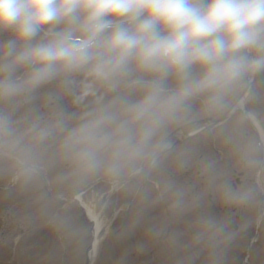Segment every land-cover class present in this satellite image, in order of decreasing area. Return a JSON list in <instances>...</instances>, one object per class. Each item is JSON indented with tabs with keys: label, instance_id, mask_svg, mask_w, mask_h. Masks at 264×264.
Returning <instances> with one entry per match:
<instances>
[{
	"label": "clouds",
	"instance_id": "9594fccd",
	"mask_svg": "<svg viewBox=\"0 0 264 264\" xmlns=\"http://www.w3.org/2000/svg\"><path fill=\"white\" fill-rule=\"evenodd\" d=\"M0 37V176L25 189L54 171L104 231L129 205V230L160 208L150 239L176 264H227L237 232L176 183L194 144L172 134L226 111L241 115L226 143L264 132V0H0ZM256 147L237 146L243 166ZM220 198L244 208L253 190Z\"/></svg>",
	"mask_w": 264,
	"mask_h": 264
},
{
	"label": "rangeland",
	"instance_id": "374dc122",
	"mask_svg": "<svg viewBox=\"0 0 264 264\" xmlns=\"http://www.w3.org/2000/svg\"><path fill=\"white\" fill-rule=\"evenodd\" d=\"M0 38H6V37H0ZM240 146L243 147L244 145L241 144ZM230 147H232V148H230ZM227 148H230V150H231L230 163L236 164L237 163V159L239 157L238 154H237L236 148L233 145L229 144V143L227 145ZM230 175H231V169H227L226 173L224 175L225 180H227L230 177ZM196 180H197V178H195V181ZM194 185H195V183H194ZM88 195H90V193H87L84 199H86V203L89 205L88 199H87ZM113 199H116V197H113ZM13 203L14 202H9V204H13ZM123 203H124V201H120V204H123ZM8 207H12V206H10V205H8V206H0V215L5 219V226H4V229H3V236H4L6 241H9V234L11 233L9 227H10L11 221L13 219L20 218L23 221H29L30 220L27 223L29 226L35 225V224H37L39 222L37 220L36 216H33L32 219L30 218V214H32V213L29 212V211L28 212L30 214L26 213L27 211L26 212H24V211L20 212L18 210L19 211L18 212V211H16V208H15V211H8L6 209ZM117 207H119V205H117ZM13 213L15 214L14 217H13ZM118 216H119V218L116 219L114 226H117L121 222L124 225L126 223V219L122 218V214L121 213ZM141 218H144V216H142ZM141 218H140L139 223L136 226H138L142 222H145V221H142ZM55 225H56L57 228H59L61 231L64 232L65 238H66V245L68 246L69 256H68V258H66V260H64V262H62V264H77V258L76 257H78V252H80L81 248L86 243L85 240L81 239L83 230L78 228V226L76 224V221H74L73 218H71V217H67L66 219L61 220V221L57 220L55 222ZM141 229L143 230V228H141ZM127 230H129L128 227L125 230V232ZM104 233H105V237H104L105 239H102L103 241L106 240V237L109 236L107 231L104 232ZM121 234L122 233H118L116 235V238H119ZM101 235L102 234L100 233L99 237H101ZM149 237H150V235H149L148 232H146V233H144V234H142L140 236H134V239H133L134 248L132 250L133 255H131V257L133 259H129L127 254L124 253L123 251L120 252V253H116V251H121V249H117L115 251L114 256L111 257L110 255H112L114 252L110 253L109 249H104V248L101 249L99 247L100 250L98 249V253H97V257H96L97 259H96L94 264H142V262L140 261V258H139V256L137 254L141 253V252H142V255L146 254L145 253V248H146V246L148 244L146 242V240H148ZM102 240H101V243L103 242ZM137 245L139 247H136ZM115 247H116V243L113 241V245H112L111 248L114 249ZM124 251H125V249H124ZM73 255H74V257H73ZM158 258H159V255H158ZM51 260H52V264H54L56 262V260H54V259H51ZM198 264H199V262H198Z\"/></svg>",
	"mask_w": 264,
	"mask_h": 264
},
{
	"label": "bare ground",
	"instance_id": "6f19581e",
	"mask_svg": "<svg viewBox=\"0 0 264 264\" xmlns=\"http://www.w3.org/2000/svg\"><path fill=\"white\" fill-rule=\"evenodd\" d=\"M89 212L92 215V212L91 211H89ZM98 230H99V225L96 226V231H98Z\"/></svg>",
	"mask_w": 264,
	"mask_h": 264
}]
</instances>
